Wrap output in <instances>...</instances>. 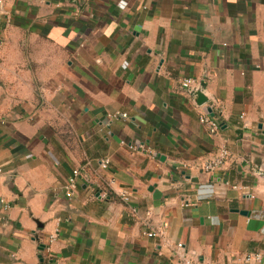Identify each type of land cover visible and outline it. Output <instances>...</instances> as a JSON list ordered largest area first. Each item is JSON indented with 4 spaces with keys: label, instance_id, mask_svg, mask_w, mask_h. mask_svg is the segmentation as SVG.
<instances>
[{
    "label": "crops",
    "instance_id": "0c3cea01",
    "mask_svg": "<svg viewBox=\"0 0 264 264\" xmlns=\"http://www.w3.org/2000/svg\"><path fill=\"white\" fill-rule=\"evenodd\" d=\"M0 201V264H264V0H2Z\"/></svg>",
    "mask_w": 264,
    "mask_h": 264
},
{
    "label": "built area",
    "instance_id": "2783aa9c",
    "mask_svg": "<svg viewBox=\"0 0 264 264\" xmlns=\"http://www.w3.org/2000/svg\"><path fill=\"white\" fill-rule=\"evenodd\" d=\"M1 1L2 0H0V2ZM193 86H194V81L192 79H184L180 82V88L183 90H186L190 94L194 93V91H195V88ZM122 116L125 117L126 115L122 114ZM199 122L202 125H204L205 127H207L208 132L211 135H215L217 133V131L219 130V123L215 119L209 117L206 113H203L200 115ZM146 151L151 155L154 154V152L151 150L147 149ZM227 157H228L227 151L222 149L216 157L205 162L200 167V171H202L204 173L212 174L213 172L220 170L221 166L224 164ZM108 165H109L108 160H103L100 162V167L102 169H106L108 167ZM79 174H80L79 170H77V169L72 170L70 176L68 177V179L64 185L65 197L68 200L72 199V197L74 196V194L76 192L77 178H78ZM233 188L238 189V187H233ZM120 197L124 203H127L129 201V196L126 192H122L120 194ZM0 203H1V201H0ZM3 206L5 208L8 207V205H6V204H4ZM143 235L147 236V237H154L156 235V233L152 230H146L143 232ZM51 241H52V239L49 240V242H51ZM45 252L49 253L50 249L46 248ZM253 259L258 260V256H247L245 258V261L249 262Z\"/></svg>",
    "mask_w": 264,
    "mask_h": 264
},
{
    "label": "water",
    "instance_id": "95a60500",
    "mask_svg": "<svg viewBox=\"0 0 264 264\" xmlns=\"http://www.w3.org/2000/svg\"><path fill=\"white\" fill-rule=\"evenodd\" d=\"M195 95L199 98V103L201 102H204V98L203 97H201L200 95H199V93L198 92H195Z\"/></svg>",
    "mask_w": 264,
    "mask_h": 264
}]
</instances>
